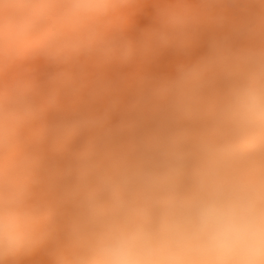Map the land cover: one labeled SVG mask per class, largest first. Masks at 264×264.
Returning <instances> with one entry per match:
<instances>
[{"label":"clouds","instance_id":"clouds-1","mask_svg":"<svg viewBox=\"0 0 264 264\" xmlns=\"http://www.w3.org/2000/svg\"><path fill=\"white\" fill-rule=\"evenodd\" d=\"M0 264H264V0H0Z\"/></svg>","mask_w":264,"mask_h":264},{"label":"bare ground","instance_id":"bare-ground-1","mask_svg":"<svg viewBox=\"0 0 264 264\" xmlns=\"http://www.w3.org/2000/svg\"><path fill=\"white\" fill-rule=\"evenodd\" d=\"M146 21H141V23H145ZM176 63V60L175 58H172V57H169V58H166L165 61L162 62L160 68H159V71L161 72H164V73H171L174 68V64Z\"/></svg>","mask_w":264,"mask_h":264}]
</instances>
